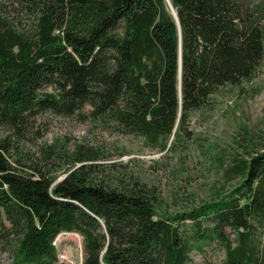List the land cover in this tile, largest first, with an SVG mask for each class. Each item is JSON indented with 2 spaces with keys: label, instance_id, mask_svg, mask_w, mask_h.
I'll list each match as a JSON object with an SVG mask.
<instances>
[{
  "label": "trees",
  "instance_id": "trees-1",
  "mask_svg": "<svg viewBox=\"0 0 264 264\" xmlns=\"http://www.w3.org/2000/svg\"><path fill=\"white\" fill-rule=\"evenodd\" d=\"M263 67L264 0H0V125L16 133L43 110L89 105L93 123L166 149L221 87L245 90ZM12 147L0 140V264L54 263L63 230L82 234V264H196L191 249L211 240L220 264H264L254 138L228 169L239 183L173 212L132 171L109 175L99 146Z\"/></svg>",
  "mask_w": 264,
  "mask_h": 264
},
{
  "label": "rangeland",
  "instance_id": "rangeland-1",
  "mask_svg": "<svg viewBox=\"0 0 264 264\" xmlns=\"http://www.w3.org/2000/svg\"><path fill=\"white\" fill-rule=\"evenodd\" d=\"M49 90L53 86H48ZM89 105L72 114L43 110L31 117L21 134L0 125V140L11 141L14 156L23 151L28 158L43 154L46 146L73 151L80 143L99 146L105 154L106 172L113 176L132 171L150 185H156L162 207L171 212L187 209L217 197L241 180L228 173L245 146L254 138L264 143V67L245 90L225 85L204 108L192 113L188 133L169 142L166 149H154L133 134L113 132L92 122ZM63 163V162H62ZM65 163L56 170L65 174ZM58 258L52 264H82L83 236L77 231H61L55 240ZM190 256L196 264H220L225 256L222 245L211 240L194 245ZM10 261V253L0 249V263Z\"/></svg>",
  "mask_w": 264,
  "mask_h": 264
}]
</instances>
